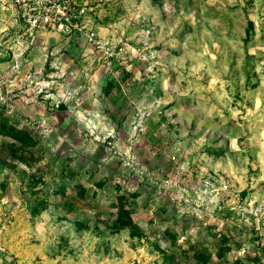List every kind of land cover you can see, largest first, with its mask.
Here are the masks:
<instances>
[{"label":"rangeland","instance_id":"rangeland-1","mask_svg":"<svg viewBox=\"0 0 264 264\" xmlns=\"http://www.w3.org/2000/svg\"><path fill=\"white\" fill-rule=\"evenodd\" d=\"M83 1L0 0V264H264V0Z\"/></svg>","mask_w":264,"mask_h":264},{"label":"built area","instance_id":"built-area-1","mask_svg":"<svg viewBox=\"0 0 264 264\" xmlns=\"http://www.w3.org/2000/svg\"><path fill=\"white\" fill-rule=\"evenodd\" d=\"M19 27L28 38L40 30H55L70 38L78 32L92 46L108 52L109 40L101 38L87 18L88 6L83 0H8ZM111 63V62H110Z\"/></svg>","mask_w":264,"mask_h":264},{"label":"trees","instance_id":"trees-1","mask_svg":"<svg viewBox=\"0 0 264 264\" xmlns=\"http://www.w3.org/2000/svg\"><path fill=\"white\" fill-rule=\"evenodd\" d=\"M243 195L247 194V191H243L242 192ZM118 223L122 226V227H129L132 231V233H137V229H139V226L133 221V218L131 217V215H127L126 218L124 217H119L118 218ZM237 264H239V261L237 262Z\"/></svg>","mask_w":264,"mask_h":264},{"label":"crops","instance_id":"crops-1","mask_svg":"<svg viewBox=\"0 0 264 264\" xmlns=\"http://www.w3.org/2000/svg\"><path fill=\"white\" fill-rule=\"evenodd\" d=\"M10 23L13 25V27H14V29L15 30H17L18 28L17 27H19V23H18V20L16 19V17H14V18H12V21H10ZM19 29H20V27H19ZM18 31V30H17ZM79 35V33H76L74 36H72V37H75V36H78ZM71 37V38H72ZM86 41V40H85Z\"/></svg>","mask_w":264,"mask_h":264}]
</instances>
